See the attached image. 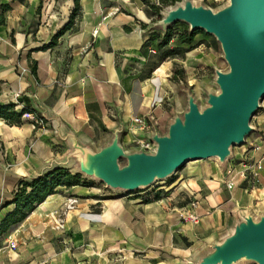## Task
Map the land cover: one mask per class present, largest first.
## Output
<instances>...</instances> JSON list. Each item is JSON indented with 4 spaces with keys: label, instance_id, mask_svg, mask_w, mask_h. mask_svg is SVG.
I'll list each match as a JSON object with an SVG mask.
<instances>
[{
    "label": "crops",
    "instance_id": "crops-1",
    "mask_svg": "<svg viewBox=\"0 0 264 264\" xmlns=\"http://www.w3.org/2000/svg\"><path fill=\"white\" fill-rule=\"evenodd\" d=\"M91 1H80V5L84 6V23L89 18L85 9L87 2L94 3L93 7L100 11L98 2ZM5 5L7 10L2 9ZM59 5V0H0V103L16 104L15 110L20 112L24 103L18 100L27 97L36 112L24 114L29 118L24 122L21 117L19 126L0 121V151L5 157H30L29 161L35 165L31 179L41 174L46 162L54 160L53 156L45 154V142L38 140L41 134L35 130V121L30 120L31 117L48 127L45 132L52 130L59 143L54 122L93 147L97 143L100 149L110 142L112 132L120 126L123 127L120 145L122 138L129 135L134 139L144 138L151 132V119L157 122L165 115L171 98L182 106L176 112L181 113L186 108L187 87L182 81L179 84L173 81L171 67L164 61L168 56L165 54L168 45L158 48L164 39L163 34H139L125 24L115 34L108 33L104 28L108 29L109 18L103 17L100 11L94 16L96 27H92L97 34L91 32L92 28L84 26L74 30L73 23L50 46L56 34L68 23L74 9L73 0H68L65 2L66 13L59 14L55 11ZM124 29L128 33H124ZM180 97L184 102L180 101ZM133 118H143L149 129L136 133ZM23 169L22 166L20 173ZM198 174L188 181L195 187L193 191L197 201L204 206L200 205L197 210L199 221H217L221 211L239 213L251 210L253 213L256 202L254 191L232 190L226 195L223 190H206V183L219 184L223 174L220 168ZM5 175L11 177L9 173ZM9 177L7 185L4 184L6 188L9 185L13 187V194L25 174L16 173ZM81 188L75 186L64 193L74 197L73 200H79L77 198L82 196L79 194L85 193ZM89 195L93 197H83L76 202L71 212L72 220L64 225L72 233L70 241H76L81 233L88 235V240L100 238L99 241H109L108 235L104 238L102 233L96 237V230L104 227H115L112 239L120 240L126 228H136V232L131 231L132 236L126 244L131 245L129 250L146 256L143 259L128 258L126 263L156 264L151 261L153 258L150 255L154 253L151 248L164 251L168 247V264H186L187 261L180 262L170 255L171 248L187 239L180 217L161 209L155 210L157 206L146 209L150 203L134 205L111 198L99 200L98 196H94L96 194ZM57 197L62 198L58 194L49 196L44 201L45 205ZM45 209L46 206L39 212L34 210L26 219V223L36 231L47 227L46 223L40 226L36 219L46 212ZM104 217L113 223L106 224ZM179 229L182 230L178 232ZM121 254L127 255L124 251ZM14 255H17L15 250L8 251L7 260L12 261L10 258Z\"/></svg>",
    "mask_w": 264,
    "mask_h": 264
},
{
    "label": "rangeland",
    "instance_id": "rangeland-1",
    "mask_svg": "<svg viewBox=\"0 0 264 264\" xmlns=\"http://www.w3.org/2000/svg\"><path fill=\"white\" fill-rule=\"evenodd\" d=\"M59 1L60 5L55 8V11L59 14H62V12L66 13L65 2L68 0ZM94 1L92 0L91 3ZM96 1L102 12L101 15L109 18L108 29L104 28V31L114 34L123 24H125V27L132 26L139 34H164L163 31L154 29L152 24L160 19L161 13L171 7H175L171 0H168V2L160 0ZM191 2L194 5L209 7L213 11L219 10L228 4V0H191ZM93 4L87 2L85 9L89 12V18L86 23H84L83 19L84 6L80 5V9L74 19V30H79L82 26L86 28L96 27L94 25V16L95 14H100V11L95 9ZM57 19L59 20L60 16ZM26 26L28 27V25ZM94 29L92 28L91 32L97 34ZM186 29L188 27L182 23L172 25L171 33L173 37L168 44L167 52H165L168 56L164 61L171 67L170 76L173 81L175 83L182 81L185 87L190 89L191 92L193 91L192 93H194L199 105L203 107L205 105L204 92L206 90L216 91L213 85L214 70L225 71L227 66L223 60L220 47L212 36L204 35V33L199 31L200 33L194 36L192 44H179L178 36L179 34H184ZM124 33H128V31L124 29ZM180 101L184 102L183 97H180ZM168 104L169 107L166 109L165 115L159 118L155 125L151 124V129L152 126H156L157 131L161 134L165 133V126L171 117V111H179L182 108L176 99L172 100L171 98ZM259 104L261 106L260 109L254 114L249 123L253 132L245 139L242 147H233L231 149L232 157L226 161L224 168L219 167L217 161L212 159L194 161L193 163L188 162L170 179L159 181L146 189L131 193L114 191L98 181L82 177L83 186L77 187H82L81 189L85 193L79 194L74 191L76 194L82 195L77 199L92 198L93 196L89 194H96L94 196H98L97 199L99 200L111 198L134 205L150 203L146 205V209L157 206L155 210L161 209L165 213L180 217L185 225L183 230L187 239L178 246L171 248L170 255L173 259H177L180 262L191 260L200 250L228 233L232 225V218L238 213V211L234 213H232L233 211L230 213L221 211L220 214L222 215L217 221H212L211 219L199 221L200 217L197 222H192L188 217L183 220L181 209L186 205L197 202L198 208L200 205L204 207L196 199L197 196L193 191L195 190L194 185H191V182L188 181L192 176H196L201 171H214L220 168L223 178L218 181L219 184L206 183L204 188L206 190H223L226 195L232 190L254 191L253 199L256 202H254L253 214L258 216L264 212V98ZM22 118L24 122H27L26 120L29 116L23 115ZM30 120L35 121V130L41 134L38 140L45 142V154L53 156L52 159L54 160H61L68 149L56 140L52 130L45 132L48 127H45L44 123L32 117ZM135 140L130 135L123 137L121 140L123 149L127 151L138 149ZM94 148L99 149L97 143ZM3 154L0 151V219L15 208L12 204L4 207L6 202L12 200L13 191L11 185L8 188L5 186L9 177L5 174H11L9 178H12L16 173L25 174L24 179L30 180L35 171V165L28 159L30 157L24 158L22 154L19 157H15L16 155L5 157ZM31 154L37 155L33 152ZM48 164L46 162L44 165L47 166ZM119 164L122 165L123 160H120ZM258 164H261L260 169H258ZM22 166L24 167L23 173H20ZM73 170L70 172L73 173ZM244 171L246 172V179L237 175ZM65 191L68 192V189H58V195H61L62 198L57 197L50 200L46 205L44 202L36 205L34 210L37 212L46 206V212L36 217V219L40 226L46 223L47 227L37 231L33 229L32 226L26 223V219L30 214L12 232L0 237V264H128L126 263L128 258L143 259L146 256L145 254L129 250L131 245L126 244L129 243L127 239L132 236L131 231L136 232V228L129 230L126 228L124 234L119 237L120 240L112 239L115 227H104L103 229H97L98 231L96 230L98 233L96 237H99L102 233V235H105L104 238H107L106 235H108L109 241L108 239L99 241L100 238L94 239V241L88 240V235L86 236L83 233L77 237L76 241H70L72 233L64 225L70 219L72 220L71 212L79 200H73L74 197L64 193ZM125 208L129 209L130 207ZM197 210H195L196 213H198ZM104 218L106 224L113 223L110 219ZM180 230L182 229H179L178 232ZM115 235L117 236L118 234L115 233ZM11 244L16 246L14 250L17 255L11 256L10 259L12 261L9 262L6 258V253L9 251ZM151 250L154 252L150 255L153 258L151 259L152 262L168 264V247L164 251L154 247ZM123 251L127 255H122ZM238 264L254 263L242 261Z\"/></svg>",
    "mask_w": 264,
    "mask_h": 264
},
{
    "label": "water",
    "instance_id": "water-1",
    "mask_svg": "<svg viewBox=\"0 0 264 264\" xmlns=\"http://www.w3.org/2000/svg\"><path fill=\"white\" fill-rule=\"evenodd\" d=\"M175 23L188 32L201 31L218 43L227 70H214L216 91L204 92L201 107L186 89V108L172 111L165 133L152 126L144 139L151 150H124L123 127L112 132L109 143L96 150L54 122L57 139L68 149L61 160H51L35 179L54 169H66L124 193L136 192L166 181L191 161L215 160L219 167L232 157L233 147H242L253 132L249 123L264 98V0H228L213 11L191 0H181L161 13L152 24L165 33ZM44 119V118H43ZM123 160L120 165L119 161ZM264 264V212L251 210L232 218L228 233L200 250L186 264Z\"/></svg>",
    "mask_w": 264,
    "mask_h": 264
},
{
    "label": "trees",
    "instance_id": "trees-1",
    "mask_svg": "<svg viewBox=\"0 0 264 264\" xmlns=\"http://www.w3.org/2000/svg\"><path fill=\"white\" fill-rule=\"evenodd\" d=\"M160 1L168 2V0ZM171 1H173V4H175L176 2H180L181 0ZM73 2L74 9L71 12L68 23L58 32V34H56L52 42L49 44L50 46L53 45L56 38L63 35L64 32L72 27L74 19L80 9V0H73ZM2 9L7 10L8 6L5 5L2 7ZM171 27L172 25L163 34L164 39L158 44V48L167 46L171 41L173 37V34L171 33ZM198 33L200 32L196 31L193 33H189L188 29H186L184 34H179L178 36L179 44H192L194 41V36ZM204 35L206 34L204 33ZM18 102L24 103V106L20 112L15 110L16 104L9 103L6 105L0 103V121L2 120L10 126H19L21 124V117L24 114L36 113L27 97L18 100ZM82 177L84 176L79 173H71L66 169L58 168L46 173L45 175L37 179H24L23 181L19 182L17 189L12 194V200L5 203L4 207L12 204L15 208L1 219L0 237L6 233L12 232L17 226L22 224L25 219L34 211L37 204H41L46 200V198L51 195L58 194V189H70L75 186H83L84 182L82 180Z\"/></svg>",
    "mask_w": 264,
    "mask_h": 264
},
{
    "label": "built area",
    "instance_id": "built-area-1",
    "mask_svg": "<svg viewBox=\"0 0 264 264\" xmlns=\"http://www.w3.org/2000/svg\"><path fill=\"white\" fill-rule=\"evenodd\" d=\"M151 121H152L153 125L156 124V122L153 119H151ZM132 123L137 126L136 133H142V132H145L146 130L149 129L148 125L146 124V121L143 118H133ZM135 143H136V146L139 150L148 151V150H151L153 147L152 143H150L149 141H147L144 138H137L135 140ZM260 168H261V164H258V169H260ZM237 175H239L243 179H246V172L245 171L241 172ZM196 209H198L197 202L191 203V204L183 207L181 209V211L183 212V213H181L182 219L186 220V217H188L191 219L192 222H197L199 215H198V213L195 212ZM191 212H192V214H191ZM193 212H195V213H193ZM15 248H16V246L14 244H11L9 251L14 250Z\"/></svg>",
    "mask_w": 264,
    "mask_h": 264
},
{
    "label": "bare ground",
    "instance_id": "bare-ground-1",
    "mask_svg": "<svg viewBox=\"0 0 264 264\" xmlns=\"http://www.w3.org/2000/svg\"><path fill=\"white\" fill-rule=\"evenodd\" d=\"M194 161H191L190 163H193ZM199 174H197V176H198ZM192 179V178H191ZM194 181V180H193ZM157 203V202H156ZM44 204V203H43Z\"/></svg>",
    "mask_w": 264,
    "mask_h": 264
}]
</instances>
